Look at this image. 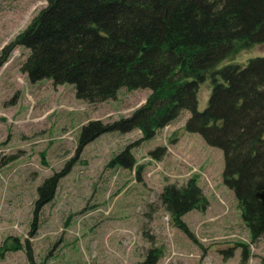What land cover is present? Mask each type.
<instances>
[{
	"label": "rangeland",
	"instance_id": "obj_1",
	"mask_svg": "<svg viewBox=\"0 0 264 264\" xmlns=\"http://www.w3.org/2000/svg\"><path fill=\"white\" fill-rule=\"evenodd\" d=\"M45 5L0 0V58ZM8 51L0 63V264H137L152 249L154 264H264V237L250 242L235 196L222 183V153L184 130L188 112L142 143L137 130L108 132L76 153L84 125L128 118L150 92L119 89L114 100L82 102L72 85L30 82L20 72L28 51ZM257 57H264V44L219 67ZM210 91L208 78L198 112ZM126 146L133 164L108 166ZM54 174L61 176L52 199L35 208L37 188ZM192 178L206 204L182 216L188 235L172 226L158 196ZM16 243L18 250H1Z\"/></svg>",
	"mask_w": 264,
	"mask_h": 264
},
{
	"label": "trees",
	"instance_id": "obj_2",
	"mask_svg": "<svg viewBox=\"0 0 264 264\" xmlns=\"http://www.w3.org/2000/svg\"><path fill=\"white\" fill-rule=\"evenodd\" d=\"M44 1L0 63L10 48H23L28 54L20 72L30 82L72 85L75 98L89 104L114 100L119 89L150 92L130 117L84 125L76 153L108 132L137 130L138 143L150 140L186 111L184 130L222 153V183L235 196L250 242L264 237V57L219 67L264 44V0ZM208 78V102L198 112L199 87ZM129 148L108 166H131ZM60 176L37 188L35 208L52 199ZM158 197L172 226L189 235L182 216L206 204L195 179L180 188L169 184ZM18 248L16 243L1 250ZM146 256L137 264H154L158 253L152 249Z\"/></svg>",
	"mask_w": 264,
	"mask_h": 264
}]
</instances>
